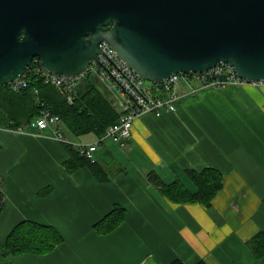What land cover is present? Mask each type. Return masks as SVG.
Wrapping results in <instances>:
<instances>
[{"label":"crops","instance_id":"obj_1","mask_svg":"<svg viewBox=\"0 0 264 264\" xmlns=\"http://www.w3.org/2000/svg\"><path fill=\"white\" fill-rule=\"evenodd\" d=\"M175 107L136 119L124 145L105 139L94 151L92 159L113 164L108 181L85 167L67 173L68 152L54 127L0 128V143L8 145L0 148V243L23 221L62 237L48 253L0 257V264H167L173 257L184 264H261L246 241L264 229V89L206 87ZM14 159L19 163L9 165ZM206 167L223 173L208 210L168 201L147 177L154 171L169 183L186 168ZM115 205L126 210L125 221L99 234L94 225Z\"/></svg>","mask_w":264,"mask_h":264},{"label":"water","instance_id":"obj_2","mask_svg":"<svg viewBox=\"0 0 264 264\" xmlns=\"http://www.w3.org/2000/svg\"><path fill=\"white\" fill-rule=\"evenodd\" d=\"M101 42L149 82L221 63L264 80V0H0V88L35 57L73 77Z\"/></svg>","mask_w":264,"mask_h":264},{"label":"trees","instance_id":"obj_3","mask_svg":"<svg viewBox=\"0 0 264 264\" xmlns=\"http://www.w3.org/2000/svg\"><path fill=\"white\" fill-rule=\"evenodd\" d=\"M39 66V58H35L27 72ZM34 90L37 93H34ZM73 103L69 104L64 88L44 84L39 76L28 75L27 87L16 93L9 89L8 85L0 88V128L17 130L25 128L39 116L43 109L51 111L59 117L61 123L68 131L80 138L93 134L102 136L106 129L115 124L119 117L110 94L103 85L94 77L82 80L71 94ZM68 152L67 159L63 162L64 169L71 174L80 168H87L99 181H108L105 167L96 160L80 153V150L72 143H61ZM184 176L189 180L193 189L185 186L182 180L176 179L166 183L151 171L148 180L159 190V193L168 201L177 204H200L207 210L211 208L216 194L223 187L222 173L212 167L201 170L186 168ZM264 201V195L262 197ZM2 196L0 195V211L2 208ZM126 219V210L115 205L95 225V230L101 235L114 232ZM62 237L50 226L32 221H23L17 224L10 234L0 243V257L20 254H45L60 244ZM252 255L264 264V229L257 231L246 241ZM167 264H184L178 258L173 257ZM194 264H206L199 260Z\"/></svg>","mask_w":264,"mask_h":264},{"label":"built area","instance_id":"obj_4","mask_svg":"<svg viewBox=\"0 0 264 264\" xmlns=\"http://www.w3.org/2000/svg\"><path fill=\"white\" fill-rule=\"evenodd\" d=\"M42 73L51 79V84L59 87L58 80H71L64 76ZM78 75L97 77L110 90L116 102L115 107L119 122L109 126L96 145L104 138L115 144L124 145L131 137V130L136 119L146 114L161 117L164 114L174 113L176 103H179L185 97L195 95L200 89L206 87L220 89L225 85L252 86L264 89V80L248 81L240 79L236 76L234 68L226 63L216 65L214 68L202 73L176 74L167 80L149 82L140 78L121 63L114 50L105 42L98 45L97 54L90 59L87 66ZM145 82H148L150 86H145ZM27 84L28 79L24 74L18 81L12 83L10 88L20 91ZM74 86L75 84L71 85L69 92ZM184 86L188 88L183 89ZM41 112L43 116L32 122L30 124L31 128L43 130L57 125L58 119L49 117V110L43 109ZM54 135L56 140L62 141L61 134L58 131L54 130ZM94 149L95 146H90L85 153L90 156V152Z\"/></svg>","mask_w":264,"mask_h":264},{"label":"bare ground","instance_id":"obj_5","mask_svg":"<svg viewBox=\"0 0 264 264\" xmlns=\"http://www.w3.org/2000/svg\"><path fill=\"white\" fill-rule=\"evenodd\" d=\"M110 27H107V29H109ZM106 43V42H105ZM106 44H108V43H106ZM109 45V44H108ZM110 46V45H109ZM111 47V46H110ZM112 48V47H111ZM98 52V51H97ZM97 52H96V54H97ZM115 52V51H114ZM95 54V55H96ZM115 54H116V52H115ZM94 55V56H95ZM117 55V54H116ZM117 57L119 58V56L117 55ZM35 58H38V57H35ZM35 58H33L32 60H31V62L35 59ZM93 58V57H92ZM40 61V60H39ZM119 61L121 62V63H123L128 69H130L132 72H134L123 60H121L120 58H119ZM30 62V63H31ZM30 63L27 65V67H26V69L28 68V66L30 65ZM227 64V63H226ZM217 65H219V64H217ZM215 67V66H214ZM213 67V68H214ZM26 69L24 70V72H23V74L19 77V79L25 74L26 75V77H27V79H28V75L30 74V75H32V74H35V75H37V76H39V79H41L43 82H44V84H49V85H53V86H55V87H58V88H64L65 89V91H66V96H67V100H68V103L69 104H72L73 103V98H72V96H71V94H73V90L76 88V86L78 85V83H80L82 80H85L87 77H94V78H96L98 81H99V79L97 78V77H95V76H87V77H85V76H80V75H75V76H73V77H70V78H68V77H66V76H64L65 78H67V79H71L70 81H64V80H58L57 81V83L60 85V87L59 86H56V85H54V84H51L50 83V81H51V79L48 77V76H46V75H44L42 72H44V73H48V74H50V75H55V74H52V73H49V72H46V71H44V70H42L41 68H40V65L38 66V67H33V68H31L28 72H27V74H26ZM212 69V68H211ZM210 70V69H209ZM208 71V70H207ZM204 72H206V71H204ZM193 73H202V72H192V73H189V74H193ZM177 74H184V75H189V74H185V73H177ZM173 75H176V74H173ZM55 76H63V75H55ZM172 76V75H171ZM171 76H169L168 78H170ZM237 76V75H236ZM168 78H166V79H164V80H167ZM239 78V77H238ZM19 79H17V80H15L14 82H16V81H18ZM241 79V78H240ZM245 80V79H244ZM163 81V80H162ZM14 82H12V83H14ZM100 82V81H99ZM12 83H10V84H8V87H9V89L11 90V91H13V92H16V93H18V92H20L19 90H17V89H15V88H10V85L12 84ZM101 83V82H100ZM72 84H75V86L72 88V90L69 92V89H70V87H71V85ZM102 84V83H101ZM103 85V84H102ZM226 86H228V85H225V86H223V87H226ZM236 86H238V85H236ZM27 87V86H26ZM25 87V88H26ZM103 87L105 88V90L110 94V96H111V99H112V101L116 104V102H115V99L112 97V95H111V92H110V90L107 88V87H105L104 85H103ZM222 87V88H223ZM34 93H37V91L36 90H34ZM70 96V97H69ZM43 116V113L42 112H40L39 113V116L36 118V119H38L39 117H42ZM49 117H51V118H57L58 119V123H57V125H55L54 126V130H56V131H58L60 134H61V137H62V141H59V140H56V138H55V135H53L54 136V139L56 140V141H58V142H60V143H69L68 141H67V139H65L64 138V136H63V134L61 133V131L59 130V128H58V125L61 123V121H60V119H59V117L58 116H56V115H54V114H52V112L50 111L49 112ZM35 119V120H36ZM34 120V121H35ZM33 121V122H34ZM119 122V119H118V121H117V123ZM37 129V128H36ZM21 130H24V129H22V128H20V129H18L17 131H21ZM39 130V129H38ZM43 130H45V129H43ZM54 130H53V133H54ZM105 134V133H104ZM104 134L102 135V136H100L95 142H93V143H91V144H77V145H75V146H77V148L80 150V153L81 154H83V155H85V156H87V157H89V158H92V154L94 153V151L96 150V149H98L100 146H102V144H103V142H104V140H105V138L98 144V145H96V143L99 141V139L100 138H102L103 136H104ZM90 146H95V149L92 151V152H90V156H88L86 153H85V151L88 149V147H90Z\"/></svg>","mask_w":264,"mask_h":264},{"label":"rangeland","instance_id":"obj_6","mask_svg":"<svg viewBox=\"0 0 264 264\" xmlns=\"http://www.w3.org/2000/svg\"><path fill=\"white\" fill-rule=\"evenodd\" d=\"M144 85L145 86H150V84L148 83V82H145L144 83ZM217 89V88H216ZM213 111V113L215 114V115H217V113L215 112V110H212ZM26 128V127H25ZM60 129H61V131H62V133H63V135H64V138L65 139H67V141L69 142V143H72V144H76L77 142H78V140H80V141H83V142H89L91 139H94V135L93 134H89V135H85V136H83V137H80V138H78V137H76V136H74V135H72L69 131H68V129L64 126V125H60ZM109 142H111L110 140H108ZM0 142H2L1 140H0ZM57 144L60 146V147H62V149L64 150V152L66 153V151H65V147H64V145L63 144H61V143H59V142H57ZM0 148H3V150H8V145H5V144H3V143H0ZM16 163H19V161H18V159H14L12 162H10L9 163V165L10 164H16ZM103 165H105V167L106 168H104L106 171H107V173H109V172H111L112 171V166H113V164L111 165H108V164H106V163H103ZM118 164H116V165H114V166H117ZM223 174V173H222ZM184 174H181V180H183V182L185 183V186H187V187H189L190 189H193V186L191 185V183L189 182V180L184 176ZM224 176V175H223ZM262 202H264L263 201V199H262ZM258 209H259V207H258ZM258 209L255 211L256 213H255V215H257V211H258ZM249 220H250V218H249ZM247 247V246H246ZM247 249L249 250V248L247 247ZM250 251V250H249Z\"/></svg>","mask_w":264,"mask_h":264}]
</instances>
